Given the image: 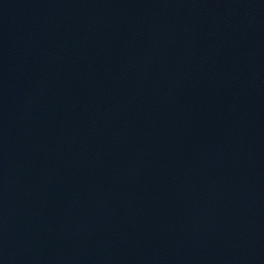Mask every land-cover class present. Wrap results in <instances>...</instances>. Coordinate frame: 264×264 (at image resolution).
<instances>
[{
	"label": "water",
	"instance_id": "1",
	"mask_svg": "<svg viewBox=\"0 0 264 264\" xmlns=\"http://www.w3.org/2000/svg\"><path fill=\"white\" fill-rule=\"evenodd\" d=\"M0 264H264V0H0Z\"/></svg>",
	"mask_w": 264,
	"mask_h": 264
}]
</instances>
